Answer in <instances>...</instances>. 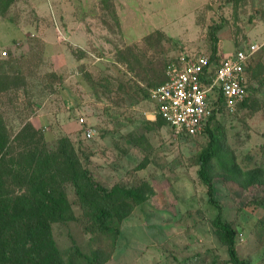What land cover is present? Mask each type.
<instances>
[{"label":"rangeland","instance_id":"374dc122","mask_svg":"<svg viewBox=\"0 0 264 264\" xmlns=\"http://www.w3.org/2000/svg\"><path fill=\"white\" fill-rule=\"evenodd\" d=\"M202 1L153 2L162 16L153 30L140 23L137 31L134 17L118 16L111 0H14L0 15V52H7L0 66L11 82L0 91V114L11 137L30 123L50 150L69 138L96 184L152 188L121 223L114 218L111 230L102 231L67 183L75 217L52 224L65 261L232 264L212 226L217 208L198 175L209 132L175 136L158 123L149 98L166 63L181 52L211 56L215 45L216 61L264 41V0H207L201 7ZM263 52L264 46L247 66L246 104L221 111L210 125L220 145L209 171L214 197L236 230L239 257L250 264H264V183L245 187L225 177L233 164L241 172L264 169Z\"/></svg>","mask_w":264,"mask_h":264},{"label":"trees","instance_id":"16d2710c","mask_svg":"<svg viewBox=\"0 0 264 264\" xmlns=\"http://www.w3.org/2000/svg\"><path fill=\"white\" fill-rule=\"evenodd\" d=\"M13 1L0 0L1 16ZM212 38L216 41L214 36ZM212 50L216 55L215 45ZM214 54L210 56L212 60ZM2 66L0 91L11 87L9 76ZM247 98L241 103L242 106ZM217 114H213L206 126L210 141L199 154L198 175L208 187L209 202L217 208L212 226L227 248L229 262L250 264L239 257L235 245L236 230L225 219L224 210L214 197V183L209 171L211 159L219 154L220 145L210 125ZM158 118L159 124L166 123L159 115ZM233 165V175H228L226 179L237 181L245 187L264 183V169L241 172L236 164ZM67 183L74 187L81 207L85 213L90 209L102 231L111 230V220L114 218L121 223L135 204L144 202L152 193L147 183L129 188L115 185L109 190L96 184L91 180L89 171L82 166L69 138H60L57 147L50 150L41 131L30 123H25L12 138L0 114V264H73L65 261L52 232L53 223L75 217L67 197ZM90 263L96 264V258H90Z\"/></svg>","mask_w":264,"mask_h":264},{"label":"built area","instance_id":"2783aa9c","mask_svg":"<svg viewBox=\"0 0 264 264\" xmlns=\"http://www.w3.org/2000/svg\"><path fill=\"white\" fill-rule=\"evenodd\" d=\"M262 46L249 43L216 61L204 53H179L166 63L164 80L150 90L156 113L175 136L205 132L214 113H233L249 96L246 68ZM0 56L7 52L1 51ZM262 57L264 61V52ZM85 122L79 118L83 127ZM85 136H93V130L87 128Z\"/></svg>","mask_w":264,"mask_h":264},{"label":"crops","instance_id":"0c3cea01","mask_svg":"<svg viewBox=\"0 0 264 264\" xmlns=\"http://www.w3.org/2000/svg\"><path fill=\"white\" fill-rule=\"evenodd\" d=\"M111 1H113V4H114L113 6H114V8L116 10V14L118 16H120V17H123V16L124 17H126V16L134 17L133 22H134L136 29L138 28V26H140L139 25L140 23H143V24H149V27H150L149 29L153 30L156 27L155 25H153V23H157L162 19V18H159V17H162L161 15H158L155 13V10H157V9H155V7L153 6V2L159 1V0H111ZM206 1L207 0L202 1L201 7H203V5L205 3H207ZM144 16H152V17H158V18H155L152 20L144 19L143 21L138 20V18L140 19L141 17H144ZM121 21L124 22L123 20H121ZM167 23H171V22H166V24ZM163 24L164 23H162V25ZM156 28H158V27H156ZM161 29L163 30V28H161ZM137 31H138V29H137ZM261 43H264V41H262ZM233 52H231V53H233ZM222 56H224V54H222ZM245 76H246V80H247L248 79L247 78V68H246ZM163 78H164V71H163ZM247 84H248V89H249L248 80H247Z\"/></svg>","mask_w":264,"mask_h":264}]
</instances>
